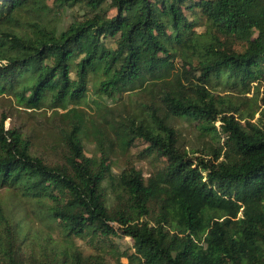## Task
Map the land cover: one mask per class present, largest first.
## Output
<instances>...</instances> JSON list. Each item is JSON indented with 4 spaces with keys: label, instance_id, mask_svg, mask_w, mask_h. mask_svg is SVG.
I'll list each match as a JSON object with an SVG mask.
<instances>
[{
    "label": "trees",
    "instance_id": "trees-1",
    "mask_svg": "<svg viewBox=\"0 0 264 264\" xmlns=\"http://www.w3.org/2000/svg\"><path fill=\"white\" fill-rule=\"evenodd\" d=\"M49 1L0 0V95L51 110L60 155L0 114V188L20 202L0 206V264H264V0ZM141 145L151 172L114 173Z\"/></svg>",
    "mask_w": 264,
    "mask_h": 264
},
{
    "label": "rangeland",
    "instance_id": "rangeland-1",
    "mask_svg": "<svg viewBox=\"0 0 264 264\" xmlns=\"http://www.w3.org/2000/svg\"><path fill=\"white\" fill-rule=\"evenodd\" d=\"M51 0L49 1V3ZM51 4V3H50ZM62 19L64 21H61V24L59 26V29L62 30L65 26L69 23V18L66 16H63ZM203 29L198 28V31L201 32ZM218 91H221V86L217 87ZM252 92L248 94L249 97H252ZM93 97V96H92ZM126 101H129L132 107L137 106V97L133 96L131 98H125ZM132 100V102H131ZM108 105L110 107L114 108V105L111 103L110 100L107 101ZM73 107V106H71ZM94 108V105H92ZM121 107H118L115 111L121 112ZM89 110V109H88ZM90 111V110H89ZM6 113L9 118L7 119L5 126L6 129H14L19 128L24 131H32L35 135V143L37 146V152L39 154H43L50 160H57L59 159L60 155L57 152L56 144H55V135L54 130L52 126L54 127L55 124L52 121V111L51 110H42L36 113H27L23 109H21L19 106H17L15 100H10L7 97H4L0 95V114ZM61 113H64L66 111L60 110ZM95 113V109L93 111H90ZM123 112V111H122ZM177 125L183 134V139L185 140L187 146L189 148H193L195 150L202 149L203 148V139H201L200 131L194 124H189L188 122H185L184 120H181L177 122ZM220 124L217 123V126ZM144 146L141 145L139 148H132L130 153L127 155V157L122 156H116L114 158V165H113V171L116 174H119L126 166L127 160L129 162H134L135 165L139 168H142L144 173L146 175L151 172L152 168L145 160H140L137 157V152L142 150ZM96 146L93 143L86 142L85 143V154L87 156H92L96 152ZM20 202L17 197H15V194L12 190H8L5 188H0V206H2L5 210H10L11 206L18 205ZM48 206V204H47ZM46 208L42 209V212H46ZM32 211V210H31ZM41 226V234L42 236H51L55 240L59 242L64 241L62 229L58 226V224L53 221L49 217H44L43 215L40 217L39 221L37 222ZM116 242L118 245L121 246L123 250L126 248H129L131 246V241L129 238L124 239H116ZM76 243L83 248V250L88 254L92 251L87 246V243L82 239H76ZM124 263H127L126 259H123Z\"/></svg>",
    "mask_w": 264,
    "mask_h": 264
}]
</instances>
